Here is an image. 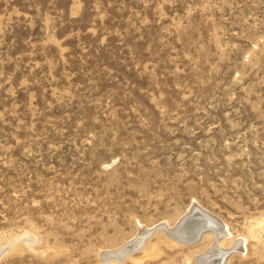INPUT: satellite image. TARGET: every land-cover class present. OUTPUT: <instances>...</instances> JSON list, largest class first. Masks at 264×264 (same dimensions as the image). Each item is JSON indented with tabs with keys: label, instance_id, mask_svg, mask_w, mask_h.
I'll return each instance as SVG.
<instances>
[{
	"label": "rangeland",
	"instance_id": "1",
	"mask_svg": "<svg viewBox=\"0 0 264 264\" xmlns=\"http://www.w3.org/2000/svg\"><path fill=\"white\" fill-rule=\"evenodd\" d=\"M192 205L264 264V0H0V264H108Z\"/></svg>",
	"mask_w": 264,
	"mask_h": 264
},
{
	"label": "bare ground",
	"instance_id": "2",
	"mask_svg": "<svg viewBox=\"0 0 264 264\" xmlns=\"http://www.w3.org/2000/svg\"><path fill=\"white\" fill-rule=\"evenodd\" d=\"M255 226H259L260 231L256 232L257 234L252 233L253 228H251L249 236L257 241H264V222H257ZM156 228L157 230L154 231ZM156 228L139 227L140 230L132 245L117 251H106L101 255L102 260L105 263L109 261L108 264H112L113 261H122L131 254L132 250L142 249L149 237L159 231L176 245L184 246H194L205 240V237H209L212 240L210 246L205 252L197 255L195 264H226L233 253L242 251L247 240L243 237L233 238L232 236V241L228 240L231 244L225 247L224 241L231 238L227 226L201 209L199 205H192L176 224L169 225L167 222H162Z\"/></svg>",
	"mask_w": 264,
	"mask_h": 264
}]
</instances>
